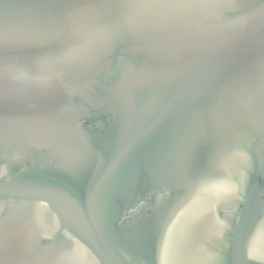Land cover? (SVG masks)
I'll list each match as a JSON object with an SVG mask.
<instances>
[{"label": "water", "instance_id": "obj_1", "mask_svg": "<svg viewBox=\"0 0 264 264\" xmlns=\"http://www.w3.org/2000/svg\"><path fill=\"white\" fill-rule=\"evenodd\" d=\"M0 264H264V0H0Z\"/></svg>", "mask_w": 264, "mask_h": 264}]
</instances>
